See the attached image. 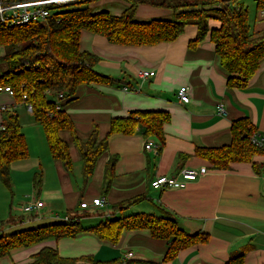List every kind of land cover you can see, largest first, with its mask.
Here are the masks:
<instances>
[{"label": "crops", "instance_id": "1", "mask_svg": "<svg viewBox=\"0 0 264 264\" xmlns=\"http://www.w3.org/2000/svg\"><path fill=\"white\" fill-rule=\"evenodd\" d=\"M84 1L91 13L108 12L113 16L121 15L130 6L125 0ZM174 15L172 9L139 4L134 19L172 21ZM249 22L253 32H262L264 10L255 12L251 20L249 15ZM209 27L218 28L219 23L211 20ZM196 33V27L188 25L172 43L123 47L81 32L79 50L98 57L95 70L117 82L112 86L80 85L75 99L63 106L76 138L84 143L96 129L100 141L109 133L112 118L126 117L133 111H159L170 115V121L163 125V147L158 151L157 140L144 137L140 130L131 136L109 135L107 151L97 159L92 176L84 183L73 134L67 130L58 133L69 150L72 165L67 171L61 161L51 158L43 130L28 111L34 124L30 121L23 127L19 119L28 157L11 164L10 188L0 182V235L62 223L65 217L73 216H82L81 225L89 227L111 215L121 202L143 197L122 215H158L163 209L176 219L182 231L204 234L207 242L184 249L175 259L163 262L167 243L152 239L147 231H123L116 245L83 232L74 238L50 239L14 251L7 258L9 264H27L45 248L54 250L60 258L89 257L91 262L103 264H226L240 255L243 264H264V174L255 173L252 168L253 163L264 166V155L254 156L251 163L232 164L226 171L213 170L207 161L194 156L196 148L228 145L231 123L241 118H248L264 142V59L245 88H228L227 74L208 36L195 50L188 49V42ZM139 71L154 75L142 80L137 77ZM181 86L189 88L186 104L177 96ZM125 87L130 90L124 91ZM218 104L225 109L223 116L217 114ZM15 105L23 104L0 93V124L4 111H16ZM147 142L154 146L145 150ZM111 157L117 160L105 192V167ZM202 167L207 168V174L189 182L185 189L150 188L157 176L176 175L181 168ZM96 198L104 199L105 205L84 215L87 210H81L79 204ZM31 199L42 202L43 207L33 214H24L22 207Z\"/></svg>", "mask_w": 264, "mask_h": 264}, {"label": "trees", "instance_id": "2", "mask_svg": "<svg viewBox=\"0 0 264 264\" xmlns=\"http://www.w3.org/2000/svg\"><path fill=\"white\" fill-rule=\"evenodd\" d=\"M21 1L6 0V3ZM125 1L130 6L119 16L108 12L91 13L86 5L81 7L79 5L83 3H76L50 7L51 15L43 22L21 26L0 22V64L7 69L0 75V87H9L16 103L31 107L32 118L43 130L51 158L61 161L67 171H71L72 165L69 150L58 133L67 130L73 134L81 156L84 183L92 176L97 159L107 151L109 135L131 136L140 130L144 137L157 140L160 151L164 144L163 125L170 121V115L159 111H133L126 117L112 118L109 133L103 140L98 141L95 129L86 142H80L63 106L75 99L80 85L112 86L117 82L95 70L98 57L79 50L82 31L101 36L111 45L141 47L172 43L186 26H195L197 33L188 42V49L195 50L208 36L219 64L227 74L228 88H245L264 59V30L253 32L248 8L241 0ZM254 2L256 12L264 10V0ZM139 4L172 9L174 19L138 22L134 15ZM211 20L217 21L219 27L210 28ZM59 94H62V99L58 98ZM3 114L4 120L0 124L4 129L0 131V182L10 188V166L26 159L28 151L16 111L9 108ZM230 132L228 145L196 148L194 156L207 161L213 170L226 171L232 164L251 163L254 156L264 155V148L251 141L255 129L248 118L234 120ZM116 160V157H111L106 164L105 192L111 184ZM252 168L255 173L264 174V166L253 163ZM143 200V197H138L121 202L113 208L111 215L89 227L81 225L82 216H73L67 223L0 235V259L9 258L14 251L46 240L74 238L83 232L116 245L123 231H147L152 239L167 243L163 262L175 259L184 249L207 242L204 234L190 235L182 231L176 219L163 209L158 215H122ZM83 213L86 215L87 211ZM81 261L90 263L91 258L64 259L58 257L54 250L45 248L27 264H77ZM128 264L154 263L133 261ZM226 264H243V255L229 259Z\"/></svg>", "mask_w": 264, "mask_h": 264}, {"label": "built area", "instance_id": "3", "mask_svg": "<svg viewBox=\"0 0 264 264\" xmlns=\"http://www.w3.org/2000/svg\"><path fill=\"white\" fill-rule=\"evenodd\" d=\"M75 0H33V1H21L17 3H6V0H0V22L9 26H21L24 24L43 22L51 15L50 7L66 5ZM153 72L139 71L137 77L139 79H146L152 77ZM124 91H129L130 88H123ZM139 88L137 89V91ZM131 91H136L132 88ZM189 88L187 86H181L177 91L179 100L186 104L189 102L188 97ZM0 93H6L12 97V92L9 87H0ZM59 99H62V94L58 95ZM25 99V96H23ZM27 110L31 113V107L26 106ZM5 110V107H2ZM217 114L223 116L225 109L222 104L217 105ZM4 130L0 125V131ZM251 141L259 148H264V142L253 132ZM154 146L153 143L147 142L144 145V149L148 150ZM157 147V146H155ZM207 174V168H200L199 170H192L188 168H181L176 175L172 176H157L150 182V188L153 190L169 189H185L189 182H194L198 178ZM105 205V201L102 198L92 199L91 202H81L79 208L81 210H91L95 208H102ZM43 207V203L31 199L23 207L22 212L24 214H33ZM69 217H65L63 222H69Z\"/></svg>", "mask_w": 264, "mask_h": 264}, {"label": "rangeland", "instance_id": "4", "mask_svg": "<svg viewBox=\"0 0 264 264\" xmlns=\"http://www.w3.org/2000/svg\"><path fill=\"white\" fill-rule=\"evenodd\" d=\"M243 1L245 3L246 7L248 8V12H249V15H250V20H251L252 18H254V15H255V12H256L255 11L254 0H243ZM83 2H85V1L84 0H75L73 2H70V3L66 4V5H71V4H76V3H83ZM82 5L83 4H80L79 6L83 7ZM6 71H7L6 66L3 65V64H0V75L5 73ZM15 109H16V113H17L19 119H21V125L23 127L28 126L30 121L33 122L32 118L30 116V113L28 112L26 107H24L23 105H20V106H16ZM33 124H34V122H33ZM31 126H33V125H31ZM90 211L91 210H87V212H90ZM0 264H9L8 263V259L7 258L0 259Z\"/></svg>", "mask_w": 264, "mask_h": 264}]
</instances>
